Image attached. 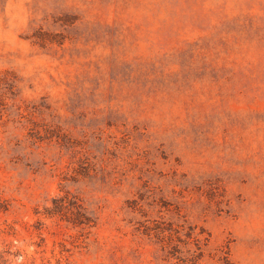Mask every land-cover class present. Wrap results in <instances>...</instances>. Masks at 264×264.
<instances>
[{
    "label": "rangeland",
    "instance_id": "374dc122",
    "mask_svg": "<svg viewBox=\"0 0 264 264\" xmlns=\"http://www.w3.org/2000/svg\"><path fill=\"white\" fill-rule=\"evenodd\" d=\"M264 264V0H0V264Z\"/></svg>",
    "mask_w": 264,
    "mask_h": 264
},
{
    "label": "trees",
    "instance_id": "16d2710c",
    "mask_svg": "<svg viewBox=\"0 0 264 264\" xmlns=\"http://www.w3.org/2000/svg\"><path fill=\"white\" fill-rule=\"evenodd\" d=\"M228 264H230V263H228Z\"/></svg>",
    "mask_w": 264,
    "mask_h": 264
}]
</instances>
